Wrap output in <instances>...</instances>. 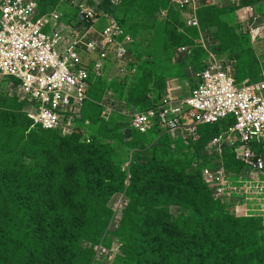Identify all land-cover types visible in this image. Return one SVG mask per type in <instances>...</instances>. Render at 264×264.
I'll return each instance as SVG.
<instances>
[{
  "label": "trees",
  "instance_id": "16d2710c",
  "mask_svg": "<svg viewBox=\"0 0 264 264\" xmlns=\"http://www.w3.org/2000/svg\"><path fill=\"white\" fill-rule=\"evenodd\" d=\"M37 1L39 14L47 13L53 9L56 10L60 3V0H45L44 3H47V5L44 6L43 2ZM238 2L239 4L232 6L234 12L237 7L245 6L243 0H238ZM121 3L120 0L117 7ZM149 3L153 4L151 6L153 10L150 16L151 21L164 23L165 26H170L174 30L172 64L181 66L188 73L190 65L195 69L202 68L204 64L201 56L197 57L196 55L199 48L206 51L201 45L194 48V50L192 49L193 54H186L180 59L175 57V50L178 46L194 44V39L199 35V30L184 23L181 11L172 8L171 0H153ZM251 5L255 9V15L260 16L257 7L254 4ZM223 6L228 5L225 3L223 5L201 3L197 9L198 17L201 16V13L212 11V8ZM163 9H168L170 13L161 19L158 12ZM171 13H176L180 21L169 16ZM112 15L119 26L133 38L129 45V61L126 65L129 72L122 76L115 75L111 79L109 77L94 78L90 76L88 99L84 103L80 116L75 117L70 132L64 133L61 129L46 130L35 124L44 131H53L65 143L70 140L74 142L81 141L86 143L87 146L93 147L67 149L60 142V147L56 153L62 157L63 162H56L54 169H49V173H46V167L39 164L34 168H27L17 163V167L12 171L7 165L2 166L0 162V226L2 227V215L6 219L8 216L3 214V210L17 214L21 203H23V209L20 217L27 220V223L29 221L26 212L31 209V205L22 198L20 191L23 188L28 189L31 184L23 182L19 178V175L24 174L23 170L26 169L33 171L39 179L44 178L47 174L50 175L46 180L48 186L37 188L34 205L36 210L42 214L53 217L54 227L56 231L62 234L65 241L68 234L70 244L72 241L79 244L85 239L86 234L90 235V240L102 236L113 215V210L104 199L103 193L101 194V191H99L100 187L103 189L102 184L98 180L93 183L84 177L87 174L94 176L99 172L98 166L101 164L99 163L101 157L98 150L103 147L96 146H104L118 141L126 145L132 153L129 199L123 210L122 224L117 234L124 243L128 240L131 241L132 246L130 242L126 244L122 249V254L118 257L119 259L123 258L134 264H264V244L260 242L257 235L258 228H264L263 217L238 215L232 208L233 203L216 200L202 175L204 164H209V156L206 153L208 143L221 131L232 125L235 121L234 117L230 116L220 123L201 125L199 129L200 139L196 144L191 145H186L181 139L176 140L174 144V141L167 134L153 141L158 135L157 131H153L149 135H143L132 130L129 118L122 114L119 109L114 110L108 120L102 117L104 107L102 100L108 89H111L119 105L123 104L129 110L140 109V104L147 103L151 99L147 98L149 91H145L146 87L137 86L136 83L130 89L133 81L138 77L139 61L134 54V49L143 29L139 25H129L123 22L118 17V13L114 11ZM144 26L147 28V25ZM200 27L202 31H214V35L217 33L215 26L202 28L200 23ZM197 58L198 66L195 64ZM133 68H135L134 72L131 70ZM8 78L12 79V77ZM189 78L190 75L186 79ZM192 80L191 84L194 86L195 81ZM100 85H102V89H100ZM121 87L127 92L130 89L132 95L138 97L139 100L132 101L123 98L117 90H122ZM168 88L169 86L157 103L166 94ZM18 96L22 100L19 102L24 103V112L34 124L33 119L28 115V100L23 95ZM82 121L92 124L97 123L99 128L92 133L87 127L78 125V122L81 123ZM15 128H18L20 133L24 134V127L20 124H14L6 128V133L3 134L4 137L0 139L3 141V147L1 143L0 151H4L8 165L11 164L9 160L11 154L17 152L23 158L29 148L26 147L27 142L19 147V151L18 147L10 148L9 130ZM200 158L204 160V163L194 165ZM223 159L225 167L228 169L243 168V163L235 159L234 153L229 147H226L223 151ZM113 160L114 158L109 157L112 175L108 178L112 179V185H116L118 180L122 182V179H126L127 171L123 168V162L116 163ZM9 173L14 180L11 179ZM60 176L63 179L58 182ZM76 177L82 180L78 182ZM199 186H201L200 195L195 192L196 187ZM111 193L116 192L111 191ZM214 205H217L218 208L214 209ZM63 208L76 215L70 230L67 228L65 219L56 216V213L63 210ZM173 208L175 210L182 209V211H178V214L174 215L172 213ZM88 212L91 214L98 213L96 215L99 220L96 223L88 219L84 220ZM41 213H36L34 222L43 219ZM238 218H248L246 229L238 228V234L232 236L230 227L238 224L241 220ZM13 225L12 235L22 227L18 223H13ZM75 231H77V234ZM35 232L46 239L47 234L44 231L37 229ZM59 233L54 232L52 235L60 237ZM10 245H12V248H7ZM16 247L17 245L12 241H7L2 245V229H0V259L10 258L15 253ZM77 247L78 245L74 246L75 251L78 252L80 249ZM93 253L94 251L90 249V259L91 256H94ZM253 253H255L254 256Z\"/></svg>",
  "mask_w": 264,
  "mask_h": 264
},
{
  "label": "built area",
  "instance_id": "2783aa9c",
  "mask_svg": "<svg viewBox=\"0 0 264 264\" xmlns=\"http://www.w3.org/2000/svg\"><path fill=\"white\" fill-rule=\"evenodd\" d=\"M229 1L239 4L238 0ZM60 3L78 6L85 25L82 28L64 25L58 10L39 14L37 0H0V74L19 80L18 90L29 102L27 111L33 125L70 132L88 99L90 76H104L107 62L115 65L110 79L129 72L126 65L133 38L114 17H110L99 37L92 38L94 23L99 19L96 6L88 0H60ZM201 3L215 5L220 0H171L172 8L183 14L184 23L199 30L194 44L176 48L177 59L193 54L199 45L210 51L214 31L201 30L197 14ZM237 8L235 12L252 38L263 37L264 22L255 15L254 7ZM169 13L163 9L159 17L162 19ZM81 49L98 54L92 66L80 53ZM211 56L212 59L203 58L202 68L188 67L195 79L188 94L181 95L183 83L169 87L155 106L129 110L119 105L112 91H107L102 100V117L108 120L119 109L129 118L132 130L143 135L157 131L153 141L167 134L174 144L181 139L186 145L199 141L201 125L234 117V123L208 143L209 164H204L202 175L216 200L233 203L238 215L261 216L264 223V67L260 80L246 79L239 83L233 61ZM131 70L134 72L135 68ZM174 90H180L181 94L174 95ZM226 147L232 149L243 168L225 167ZM198 163L203 164L204 160L200 158L194 165Z\"/></svg>",
  "mask_w": 264,
  "mask_h": 264
},
{
  "label": "rangeland",
  "instance_id": "374dc122",
  "mask_svg": "<svg viewBox=\"0 0 264 264\" xmlns=\"http://www.w3.org/2000/svg\"><path fill=\"white\" fill-rule=\"evenodd\" d=\"M44 3L45 0H40ZM122 3L115 9L118 13V17L123 22L129 25H139L142 27V34L135 46L134 54L139 61L138 77L133 81L130 89L135 86L141 85L146 87L147 98L150 101L140 104V109H145L152 105H156L162 94H164L166 88L176 87L191 83L193 79L191 71L185 72L184 68L178 65L172 64V45L174 30L170 26H165L164 23L151 21L150 16L153 12L151 3L153 0H121ZM223 6L219 8H212V11H206L199 16L202 28L208 26H215L217 29L216 35H214L213 44L208 48L212 53L206 52L202 48L197 51V57L201 56V60L204 57L212 59L211 54L218 58L220 61H233L235 63L234 74L239 83H243L246 79L250 82L258 81L261 79V69L264 67V35L263 37H257L253 39L248 30L243 26V22L239 19L236 12H234L235 3L227 0ZM224 3H221L223 5ZM254 4L260 13L261 19L264 22V0H243V5ZM151 8V9H150ZM154 8V7H153ZM239 9V8H237ZM243 14V12L241 13ZM105 18L100 15L99 19ZM178 21H180L177 18ZM147 25V28L144 26ZM48 30V28H47ZM199 36V35H198ZM197 36V37H198ZM196 37V38H197ZM198 43V42H197ZM201 50V51H200ZM198 66V58L195 61ZM190 75V80H185ZM185 80V81H184ZM184 81V82H183ZM193 82V80H192ZM13 80L7 76L0 74V139L4 137L6 128L14 124H20L24 127L25 132L21 134L18 128L10 129V148L22 147L24 142H27L26 147L28 150L26 154L21 157V154L15 152L9 156L11 164H7L4 156V151H0V162L2 166L7 165L12 171L19 165H23L27 168H34L37 164L46 167V173H49V169H54L56 162H63L62 157L56 153L60 147V142L65 145V148L76 147H93L87 146L86 143L81 141L70 140L65 143L55 135L53 131H44L40 127L33 125L31 120L27 117L23 110L24 103L21 97H19L15 91L12 90ZM129 85V86H130ZM127 87V86H124ZM102 89V85H100ZM122 90H118V94L123 98L138 101L139 98L132 95V92H127L123 87ZM111 91V89H108ZM117 92V91H116ZM126 92V94H125ZM180 90H174L173 94H180ZM155 97V98H154ZM17 99V100H15ZM138 107V106H137ZM81 113L78 114L80 116ZM77 116V117H78ZM8 117V118H7ZM7 118V120H6ZM80 119V118H79ZM6 120V121H5ZM79 126H85L92 133L99 128V124H92L82 121L78 122ZM64 133L67 131L61 130ZM2 133V136H1ZM3 141L0 140V145ZM57 147V148H56ZM98 150L101 160L97 175L87 174L84 178L86 180L95 183L97 180L102 184L100 187L101 194L103 193L104 199L110 204L113 210V215L107 225L106 231L102 236H98L94 240H90V235L86 234L79 244L76 241H72L70 244L69 234L64 240L62 234L56 231L53 224V217H48L36 210L34 201L37 194V188L39 186H45L46 180L50 177L47 174L44 178L39 179L35 176L33 171L24 169V174L19 175V178L23 182H29L31 186L28 189H21L20 195L23 199L27 200L31 205V209L26 212L29 221L22 219L20 214L22 213V204L18 208V213L14 214L12 211H4L3 214H7V219L2 215V245L7 241L15 242L17 249L10 258L0 259V264H134L123 258H118L122 254L123 247L131 241L124 243L118 236L119 228L122 224L123 210L126 207L129 199L130 190V176H131V151L129 148L121 144L118 141L108 143ZM111 153V154H110ZM110 154V155H109ZM109 157L114 158L113 162H123V168L127 171L126 179H122V182L118 180L116 185H112V179L108 177L112 175V168L109 164ZM10 174V173H9ZM11 175V174H10ZM11 179L14 180L11 175ZM62 177L58 178V182L62 181ZM82 179L76 177V181ZM44 183V184H43ZM122 184V188H121ZM120 185V186H119ZM208 186V185H207ZM209 187V186H208ZM114 191L116 193H111ZM195 192L200 195L201 186L196 187ZM206 200V199H205ZM218 208L214 205V209ZM175 208L172 209L174 215L178 214ZM99 212V210H98ZM36 213H41L43 219L34 222ZM95 214H88L85 219H88L94 223L99 220V217ZM57 217L64 218L68 230L71 229L72 222L76 218V215L66 208L56 213ZM238 224L231 226L232 236L238 234L239 229H246L248 218H238ZM13 223H18L20 226L19 231H16L12 235ZM44 231L47 234L46 239L37 234L35 230ZM57 232L60 237H55L52 234ZM77 234V231H75ZM84 235V233H83ZM260 242L264 244V228L259 227L257 232ZM70 245H73L72 247ZM80 251H75L74 246H77ZM10 245L7 248H12ZM73 249V250H70ZM90 249L94 251V256L90 259ZM253 256L255 253L252 254Z\"/></svg>",
  "mask_w": 264,
  "mask_h": 264
},
{
  "label": "crops",
  "instance_id": "0c3cea01",
  "mask_svg": "<svg viewBox=\"0 0 264 264\" xmlns=\"http://www.w3.org/2000/svg\"><path fill=\"white\" fill-rule=\"evenodd\" d=\"M119 1L114 2V0H88L89 4L96 6L99 17H100V15L105 17L103 19H98L94 23V26H93L94 31L92 32V38L99 37L101 34V31L110 23L111 18L114 17L112 15V13H113V11L115 12V9H116ZM225 1L228 2L227 0H220V4L225 3ZM53 10H51V11H53ZM56 10H58L61 13L60 22L63 23L64 25H66L68 27H76V28H82L85 25V24L82 25L83 18L80 16L81 14L79 12L78 6L69 5V4H65V3H59V6H58V8H56ZM160 13H161V11L158 12V15ZM169 16H171L174 20H176L178 18V15L176 13H171V15H169ZM181 16L184 18L182 13H181ZM80 53L82 54V56L84 58L87 59V61L90 63V66H92L93 61H95L99 58L97 53H93V52L90 53V52H87L86 50L81 49ZM114 68H115V65L113 63L107 62L105 64V67H104L105 74L102 77H106V78L110 77V75L112 73V69H114ZM3 76H6V75H3ZM12 79H14L13 83L11 85L12 90L15 91L17 95H22L18 90L19 80L15 77H12ZM185 80H188V79H185ZM189 80H190V78H189ZM194 81H195V79H194ZM191 87H193V85L191 83L187 82L185 84V86L183 87L182 94L181 93L180 94L182 96L188 94L189 89Z\"/></svg>",
  "mask_w": 264,
  "mask_h": 264
},
{
  "label": "clouds",
  "instance_id": "9594fccd",
  "mask_svg": "<svg viewBox=\"0 0 264 264\" xmlns=\"http://www.w3.org/2000/svg\"><path fill=\"white\" fill-rule=\"evenodd\" d=\"M190 71V70H189Z\"/></svg>",
  "mask_w": 264,
  "mask_h": 264
}]
</instances>
